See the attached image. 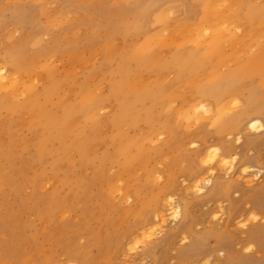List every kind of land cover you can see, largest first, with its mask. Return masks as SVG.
Segmentation results:
<instances>
[{
  "label": "rangeland",
  "instance_id": "1",
  "mask_svg": "<svg viewBox=\"0 0 264 264\" xmlns=\"http://www.w3.org/2000/svg\"><path fill=\"white\" fill-rule=\"evenodd\" d=\"M57 1L58 7L70 3L68 10L75 9L77 13L71 11L66 14L69 21L66 15L59 21L55 14L54 17L51 13L47 15L46 9V17L41 20L50 33L51 30L58 35L63 32L60 36L62 47L54 49V53L62 55L71 51L68 61H77L71 66L68 61L65 65L60 62L58 66L55 63L62 58L55 56L50 66L45 65L49 70L42 69L43 79L35 81L39 89L48 85V76L61 84L53 97L42 101L43 110L59 112L60 102L64 99L72 102L80 86L79 95L85 100L94 98V94H90L93 90H100L98 95L111 97V101L98 106L99 113L95 118H88L96 127L90 132L92 145L86 152L77 148L68 150L70 161L52 163L51 158L48 159L47 175L43 180L44 194L58 193L57 196L64 199L63 203L58 196L59 204L47 213L45 197L25 206L19 198H14V194L8 193L5 208L18 211L16 218L21 221V227L15 228L14 223L8 225L5 222L8 216L0 224V264H26L27 257L35 264H46L41 255L44 250L51 264L60 261L67 264L73 260L78 264H232L225 263V255L207 257L204 253L218 245L217 235L240 242L236 247L227 248L229 254L239 253L240 260L234 264H264V0H248V3L244 0L242 3L220 0L219 4L218 0H186L188 18L192 17L203 26L205 36L200 35L197 29L183 31L185 33L180 36L173 25L162 30L166 37L163 40H152L150 32L144 35L133 29L138 21L133 19L129 22L127 12L122 9L127 0L122 7L118 6L120 0ZM2 4L0 2V6ZM226 4L229 5L224 10ZM211 10L225 14L228 19L233 15L242 18L240 20H244L246 28L242 27L238 32L228 28L233 36L210 38L215 31L207 25ZM176 12L179 11L176 9L173 15L165 12L169 22L177 17L179 13ZM75 17H78L77 29L71 26ZM222 21L216 28L222 30L221 33H228L224 28L229 23L227 19ZM4 31L5 26L0 25L1 53L13 42L8 35L4 37ZM188 37L190 39L186 40ZM43 55L34 56L38 59L32 64L37 68H42ZM237 58L242 60L234 63ZM186 59L190 63L200 61L203 65L191 66L180 76L181 72L177 71L184 65L181 61ZM155 63L161 65L158 77L153 71ZM161 76L165 78L161 80ZM204 89L211 94L209 101L213 108L210 113L194 105L199 99H205L198 95ZM137 93L146 94L147 101L155 100L159 93L164 94L162 101L155 106L162 124L159 131L164 132L159 138L144 119L138 118L141 121L137 125L117 126L110 122L113 111L118 107L116 102L122 99L129 101ZM189 106L198 109L196 116L184 115ZM131 109L139 112L133 105ZM250 116L259 117L261 126L247 127L246 119ZM123 143L129 145L128 150L118 149L117 146ZM207 145L227 148L230 155L238 156L236 159L229 156L231 160L227 158L229 161L226 160L225 167L223 164L219 166L211 159L213 151ZM150 159L152 162L148 161ZM207 165L211 167L207 169ZM250 166L261 168V176L254 177V170L243 172V169H251ZM33 173L32 169L25 168L16 172L15 180L23 182L26 187L21 193L24 198L32 195L30 176ZM197 173L203 178L210 176L212 180L202 193L196 191L194 178ZM162 174L165 175L162 177ZM113 176L120 184L115 183L117 189L113 188L116 187ZM121 184L134 198H124ZM110 185H113L112 189L108 187ZM119 194L122 195L119 197ZM169 194L181 204V217L175 221L172 215H167L164 224L158 223L159 227L157 222H152L155 229L149 234L137 218L150 210H160L162 198ZM30 221L33 228L28 227ZM139 231L148 241L142 240ZM63 260L68 261L65 263Z\"/></svg>",
  "mask_w": 264,
  "mask_h": 264
},
{
  "label": "bare ground",
  "instance_id": "2",
  "mask_svg": "<svg viewBox=\"0 0 264 264\" xmlns=\"http://www.w3.org/2000/svg\"><path fill=\"white\" fill-rule=\"evenodd\" d=\"M120 1H121L120 5H118V6L122 7L126 0H120ZM242 1L243 0H236V2H241V3H242ZM0 2L3 3L0 6V22H1L0 25L5 26L4 37L6 35H8L9 40L13 41L12 43L9 44V48H7L4 53L0 52V224L2 222H4L5 216H8L7 219L5 220V222L8 223V225H12L14 223L15 228H19V227H21V221L16 218V217H18L17 216L18 211L16 212V210H12V208H10V209L5 208V202L8 201V198L6 197V196H8V193L10 192V193L14 194V198H19L21 200V204L25 205V206H28L31 202H33V203L38 202L43 197H45V199H46L45 208H47V213L53 211L57 207V204H59V198L61 200L62 197L60 195H58L59 196V198H58V196H57L58 193L57 194L53 193L50 195L44 194V192L46 190H45L44 185H43V183H44L43 180H44V176L47 175V172L45 169H46V164H48L49 157L51 158L52 163L58 162V161H65V160L70 161V157H69V155H67L68 150L73 151V149L77 148L78 151L83 150L84 152H86V150L92 145V141L90 139V132H91V130H93L96 127V124H94L93 122H90L88 120V118H89V116H91L92 118H95L97 113H99L98 106L105 103V101L109 100V102H110L111 97L99 96L98 92L100 90H93L90 94H94V98L93 99L91 98L90 101L85 100L82 97H80V95H79V91L81 89V86H80V88H78V90H77L78 95L76 96V98L72 102H69L65 99L62 102H60L61 104L58 108L59 112H53L52 111L50 113H47L46 111H44L42 108V105H43L42 101L46 98L53 97L54 94H56L57 90L60 88L61 84L57 83V81L53 77L48 76L47 77V79L49 80L48 85L44 86L42 89H39V86L36 85L35 81L39 80L40 78L43 79L42 75H45V74H43L44 70H49V69H47V67L45 65L47 64L50 66L51 59H53V57L57 56L58 59L62 58V60H58V63H55V65L57 64L58 66H60V62H63V64L65 65L66 61H68L70 59V56H71L70 52L71 51H69V53H67V54H62V55H56L54 53V49H57L59 46L62 47V42L60 41V36L63 32L58 35V34H55V31L51 30V33H50V29L46 25L44 26V23H43L44 21H42V20L45 19L46 13H47V15H50V13H51V15L53 17H54L53 14H55L56 19H58L59 21H62V20H64V17L67 13H69V12L71 13V11H74L77 13V10H75V9L74 10L73 9L68 10L67 5L70 6V3H67L66 5H62V6L60 5L58 7L57 6V3H58L57 0H11V1L0 0ZM210 2L212 3V1H210ZM221 2L222 1H220V0L217 1L218 4ZM244 2L248 3V0H244ZM211 3H209V4H211ZM217 3H216V5H217ZM49 4H51L52 6H55V7L54 8L52 7L53 9L49 8L50 7ZM227 5H229V4H226L223 7L225 8ZM186 6H187L186 0H127V4H125L122 9L124 10V12H127V14H128L127 18L129 19V22H132L133 19L135 21H138L137 23H135L133 25V29L135 31L139 32V34H144V35H145V33L150 32L152 34V35H150V38L152 40L166 39V37L162 33V30L165 28H172L173 25L180 32V36H181V33L183 31L187 30V31L193 32L196 29L198 30L200 35L205 36V33L202 31L203 26L198 25V23H197L198 21L193 20L192 17L188 18V11L189 10H187ZM216 8H218V6H216ZM46 9H47V12L44 14ZM176 9L179 11L176 13H179V14L178 15L176 14L177 17L175 16V18H173V16H172L173 19L169 22L165 12L168 11L169 15L170 14L173 15V13L175 12ZM224 10H226V8ZM222 14L223 13H221V12L217 13L216 11L211 10V12L209 14V18L207 20V25L209 28L212 29V31L214 29H215V31L213 32L214 36H210V38H213V39H215V38H217V39L222 38L223 39L224 37L227 38L228 35L233 36V33H231L229 31V29H231L235 32H238L242 27H244V29L246 28L245 27L246 23L244 22V20H240L242 18H240L236 15H233V16H230V19H228L225 17V14H223V15ZM178 19H179V22L176 23V21H178ZM221 19L222 20L227 19L226 22H228L229 25L226 26L224 29L228 33H226V32L221 33L222 30L220 31L218 28H216L217 27L216 25L218 22L219 23L223 22ZM66 20L67 21L70 20V17L68 18L67 15H66ZM116 20H118V18ZM71 22H72L71 26L73 28L77 29L78 17H75L73 20H71ZM173 22H175V23H173ZM166 23L168 25H166ZM193 24H195V27H193ZM30 25H31V27H30ZM50 28H52V27H50ZM113 29L114 28H112V30ZM114 31L115 30H113V32ZM184 33L185 32H183L182 34H184ZM174 34L175 33H172V35H174ZM186 34H188V32ZM117 36H118L117 38L120 37L119 35H117ZM175 36H176V38L179 37V35H178V37H177V35H175ZM191 36H192V34H191ZM188 39H190V37L186 38V40H188ZM180 43H182V42H180ZM219 44H221V43H219ZM235 47H236V45H235ZM250 47H251V45H250ZM143 48H145V47H143ZM185 48H187L189 50L188 46H186ZM163 50L164 49H162V51ZM83 51H84V49H83ZM83 51L81 52V54H83L85 52V51L84 52ZM164 51H166V50H164ZM233 52H235V51H233ZM39 54H44L43 57L41 58V59L44 58V60L42 61V68H37V66L32 64V62L37 61V59H38L36 57L34 58V56L39 55ZM234 54L237 55V53H233V55ZM238 54H241V53H238ZM95 55H97V53ZM231 56H232V54H231ZM240 57H243V56H240ZM41 59H39V60H41ZM71 60H74V59H71ZM75 60H76V58H75ZM231 60H229V61H231ZM239 60L241 61L242 59H238L237 61L234 60L235 62L234 61L233 62L236 63ZM76 61H73V62H76ZM54 62H56V61H54ZM68 63L71 66L72 63L69 61H68ZM63 64H61V65H63ZM73 64H75V63H73ZM181 64H184V65H181L179 70L177 71V72H181L180 76L185 74V72H187L191 66L199 67V66L203 65V64H200V61L190 63L187 59L185 61H181ZM251 66H254V65H251ZM251 66H249V67H251ZM79 67H81V66H79ZM42 69H44V70H42ZM160 69H161V65L155 63L153 66V71H155V74L157 77H158V73H159ZM129 71H131V70H129ZM63 74H64V72H63ZM152 74H150V75H152ZM151 78H148V79H151ZM164 78L165 77L161 76V80ZM125 80L127 81V78ZM173 81H175V80H173ZM40 84H41V82H40ZM102 84H104V83H102ZM102 84L99 85L100 86L99 88H101ZM162 86H163V84H162ZM106 87H107V85H106ZM106 87L104 85V88H106ZM165 87H166V85H165ZM82 89H83V87H82ZM184 90L182 89V91H184ZM70 91H68V92H70ZM88 91L90 92V90H88ZM179 91L181 92V90H179ZM206 91L204 89L198 93V95L204 96L205 99H199L198 102H195L196 104H194V105L196 106V108L199 107L200 109H202L205 113H210L212 111V108H213L211 101H209V100H211V98H209V96L211 94L208 91L207 92ZM174 92H176V91H174ZM99 93H101V91ZM163 95L161 93H159L156 96L155 100L147 101L146 100V94L137 93V95L134 96L133 98H130L129 101H127L126 99H122L121 101H117L116 103H118V107L116 108V111H113L114 114H113V116H111L110 122L114 125H117V126H122L123 124H127V123H129L131 125H133V124L137 125V123H139L141 121L138 118L144 119L145 120L144 122H147L150 125L151 129L153 131H156L155 132L156 138H159V136L161 134H163L164 132L159 131L162 124L159 121L160 117L155 110V106H157L162 101L161 98L163 97ZM235 96H237V95H235ZM19 98H23V99L19 100ZM191 98H193V97H191ZM62 99H63V97H62ZM172 104H173V102H172ZM131 105H133L136 109H138L139 112L138 113L133 112V110L131 109ZM186 108H188V107H186ZM189 108H190V106H189ZM106 109H109V108L106 107ZM102 110H103V108H102ZM197 113H198V109L195 110L192 108L186 109L184 111V115H189V116H193V117L196 116ZM27 115L29 116V118L26 119ZM251 116L248 119H246L247 127L255 128L258 125L261 126L260 118L259 117H251ZM156 122H157V124H156ZM218 122H219V120H218ZM124 127H125V125H124ZM166 127H167V125H166ZM136 130H137V128L135 129V131ZM143 130L145 131V129H143ZM163 130H165V129H163ZM257 131H259V130H257ZM118 135H121V134H118ZM113 137H115V136L113 135ZM149 139L151 142L152 139L151 138H149ZM157 142L158 141H156V143ZM148 143L149 142H147V145H148ZM192 143H195V141H192ZM102 145H100V146H102ZM98 146L99 145H97V147ZM149 146H151V145H149ZM117 147H118V149L125 151V150H128L129 145L125 146V143H123L121 145H118ZM186 147H187V144H186ZM207 148L210 149L211 151H213L212 155H210L211 159L218 162L219 166H220V164H223V166H224V163L226 162V160L227 161L231 160L228 158L229 156L232 159H236V157L238 156V155L236 156V154L230 155L227 152V148H221L218 145H207ZM166 155H168V154H166ZM200 155H202V154H200ZM199 156H198V160H199ZM202 156H200V157H202ZM206 160L207 159L205 158L204 162ZM148 161L152 162L151 159ZM166 161H163V162H166ZM84 162H85V160H83V163ZM158 162L160 163V161H158ZM213 165H215V164H213ZM38 167H40L41 169H39ZM174 167L175 166H173V168ZM209 167H211V166L209 165ZM209 167H208V165L206 166L207 169ZM24 168L25 169H32L34 172L33 175L30 176L32 195L30 197L27 196L26 198L21 196L22 191H24L26 188L25 184L23 182L15 180L16 172L18 170H22ZM36 168H38V169H36ZM133 168H134V166H133ZM217 168H219V167H217ZM217 168H215V169H217ZM221 168H222V166H221ZM249 168H251V169H249V170L243 169V172L254 170V171H256V172H254V177H260L261 176V174H259V173H261V168H254L251 166ZM220 169H218V170H220ZM241 169L242 168H240L239 171ZM229 170H231V169H229ZM155 171H157V170H155ZM205 171L206 170H204V172ZM262 171H263V169H262ZM137 172H138V170H137ZM204 172L202 171V173H204ZM198 173L195 176V178L194 177L193 178H194L195 186L197 188L196 191L198 193H202L205 190V188L207 187V185L212 183V180H211L210 176H209L210 178L209 177L203 178V177L199 176L200 174H198ZM154 174H152V175H154ZM163 175H165V174H162V177H163ZM52 178H51V180L54 181V178L53 179ZM114 179H116L114 184L118 183L117 178L114 177ZM121 179H123V178H121ZM156 179H157V177H156ZM49 180L50 179H48V181ZM51 180L49 183L52 184ZM153 180H154V178H153ZM35 184H38V187H35ZM77 184H78V181H77ZM111 184H113V182ZM101 185H104V184H101ZM122 185L123 184H121V187H122V192H123L122 194L124 195V198L125 197H133V196H129V195H131L129 193L130 190H126L124 188V186H122ZM112 186L110 185L108 187L112 189ZM117 187H118V185H116V187H113V188L117 189ZM109 188H108V190H109ZM126 188H128V187H126ZM111 189H110V191L112 192L113 190H111ZM120 191L121 190L119 189V193H121ZM27 192H28V189H27ZM121 195L119 194V197ZM172 195H175V194L173 193ZM172 195L171 194H169L167 196L164 195L166 197L162 198L163 201L161 203L162 207L160 210L159 209L153 210V211L150 210L151 212L148 211L141 218H137L138 222L143 224V228H145V230L149 234L153 233V229H155L152 222H157V226L159 227L158 223H160V225L164 224V222L166 221L167 215H172V219L175 221L181 217L182 206L178 201H176L174 199V197ZM63 202H64V199L61 200V203H63ZM102 211H101V213H102ZM62 214H63V212L61 213V215ZM119 217H116V219ZM150 220H152V221H150ZM249 220H250V217H249ZM238 223H239V221H238ZM28 227L29 228L34 227L32 221H30V224ZM136 230H134V231H136ZM145 230H144V232H145ZM164 231H165V229H164ZM140 233L141 232L139 231L138 234L140 235ZM142 233H141V236L144 234V233L143 234ZM143 236H142V240L144 239ZM2 237H4V236H2ZM84 237H86V236H84ZM82 239H84V238H82ZM216 239L219 240L218 245L211 247V248L204 251V253H207L206 254L207 257L210 255H212V257L213 256L218 257L220 255H225L224 256V257H226L225 263H232V264H234L240 260L238 252H232L231 254H229L230 252H227L228 247H236V245L240 244L239 241H237L235 239L233 240L231 238H224L220 235H217ZM50 240H51V238H50ZM149 240H150V238H149ZM251 248H249V249H251ZM87 251H88V249H87ZM41 255H42V260L46 264H51L49 257H48V254L45 250H44V252H41ZM143 256H144V254H143ZM109 258H110V256H109ZM25 260H27L26 264H35V262H32L30 259L28 260V257L25 258ZM135 260L136 259H134V263H135ZM67 261L68 260H66V262ZM23 262H25V261H23ZM61 263L62 262L60 261L57 264H61ZM67 264H78V263L76 260H73V261L68 262Z\"/></svg>",
  "mask_w": 264,
  "mask_h": 264
}]
</instances>
